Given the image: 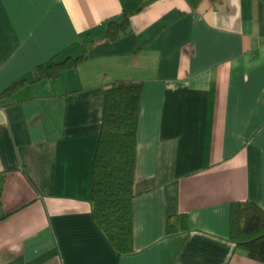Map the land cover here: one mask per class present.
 Segmentation results:
<instances>
[{
    "label": "crops",
    "instance_id": "1",
    "mask_svg": "<svg viewBox=\"0 0 264 264\" xmlns=\"http://www.w3.org/2000/svg\"><path fill=\"white\" fill-rule=\"evenodd\" d=\"M130 30L104 37L108 18ZM0 264H264L229 239L231 202L264 208V0H0ZM141 80L132 251L91 213L104 87ZM188 228L166 234L165 221Z\"/></svg>",
    "mask_w": 264,
    "mask_h": 264
},
{
    "label": "trees",
    "instance_id": "2",
    "mask_svg": "<svg viewBox=\"0 0 264 264\" xmlns=\"http://www.w3.org/2000/svg\"><path fill=\"white\" fill-rule=\"evenodd\" d=\"M195 8L200 0H187ZM130 30L129 16L122 12L119 19L108 18L104 37L115 39ZM84 55L67 56L38 64L33 75L12 81L0 91V102L11 98L26 82L48 77L50 81L69 68L75 67ZM142 82L137 79H115L104 87L101 126L92 161V218L118 253L132 251V199L134 197V164L136 132L140 112ZM187 215L168 216L164 230L172 234L187 230ZM229 239L237 250L250 258L264 262V208L252 200L231 202Z\"/></svg>",
    "mask_w": 264,
    "mask_h": 264
}]
</instances>
